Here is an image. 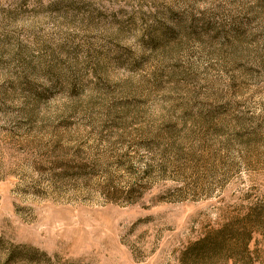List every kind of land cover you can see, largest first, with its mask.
<instances>
[{
  "label": "rangeland",
  "instance_id": "374dc122",
  "mask_svg": "<svg viewBox=\"0 0 264 264\" xmlns=\"http://www.w3.org/2000/svg\"><path fill=\"white\" fill-rule=\"evenodd\" d=\"M0 264H264V0H0Z\"/></svg>",
  "mask_w": 264,
  "mask_h": 264
},
{
  "label": "trees",
  "instance_id": "16d2710c",
  "mask_svg": "<svg viewBox=\"0 0 264 264\" xmlns=\"http://www.w3.org/2000/svg\"><path fill=\"white\" fill-rule=\"evenodd\" d=\"M14 252H15V250H10L9 251V256L11 257V256H14Z\"/></svg>",
  "mask_w": 264,
  "mask_h": 264
}]
</instances>
